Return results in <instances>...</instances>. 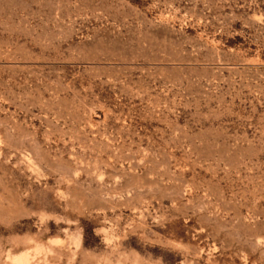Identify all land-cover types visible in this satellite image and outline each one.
I'll use <instances>...</instances> for the list:
<instances>
[{
  "label": "rangeland",
  "instance_id": "rangeland-1",
  "mask_svg": "<svg viewBox=\"0 0 264 264\" xmlns=\"http://www.w3.org/2000/svg\"><path fill=\"white\" fill-rule=\"evenodd\" d=\"M0 264H264V0H0Z\"/></svg>",
  "mask_w": 264,
  "mask_h": 264
}]
</instances>
